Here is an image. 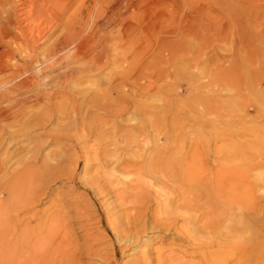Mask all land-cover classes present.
<instances>
[{
	"label": "rangeland",
	"instance_id": "obj_1",
	"mask_svg": "<svg viewBox=\"0 0 264 264\" xmlns=\"http://www.w3.org/2000/svg\"><path fill=\"white\" fill-rule=\"evenodd\" d=\"M263 139L264 0H0V244L50 229L75 264L197 262L188 240L225 230L165 187L172 166L247 168ZM27 170L19 209L1 186ZM250 179L264 205V164Z\"/></svg>",
	"mask_w": 264,
	"mask_h": 264
},
{
	"label": "bare ground",
	"instance_id": "obj_2",
	"mask_svg": "<svg viewBox=\"0 0 264 264\" xmlns=\"http://www.w3.org/2000/svg\"><path fill=\"white\" fill-rule=\"evenodd\" d=\"M259 143L261 144L260 146H261V150H262V151L260 150L261 151L260 155L263 157V159L261 157L260 161H257L255 163H251L252 165L249 164L246 166V164H245V167H247L249 169L243 168L244 164H242V168H243L242 169L240 167L233 166V163L230 164L227 162L228 166H230V169L227 168L226 167L227 164L224 163L225 166H223V167L224 168L226 167L227 171H225V169L220 168L218 170V172L216 171L217 175L212 176V177H208L207 174H205V172H202L200 174L193 173L192 168H189V167L183 165L184 163L181 164V162H183V161H181L180 163L178 162L179 164L177 163L178 167H176L174 165L172 166V168H171L172 170H177V168L180 167V169H178L179 177H177L178 179H173L176 183L171 182V184H172L171 186H169L170 185L169 184L166 186L163 185V187L165 186L168 190L171 189V191L173 189H174V191L176 190V193L178 194L180 199L183 202H185L183 205H186L189 207L190 206L197 207L199 205L198 202H200V204H201V202L203 201L204 202L203 203L204 208L201 209V211L204 210L205 212L203 211V213H201L202 214V228L206 231H210V233L219 234V235H221L220 233H222V230H225L224 233H222L225 236L224 237L225 239L224 240H201V238H200V240H195L193 238L194 239V240L192 239L193 242L191 240H188L189 243L187 245L191 246L192 251H194L193 253H195V254L198 253L197 255H199L198 256L199 261H197V262H192L191 260H190V262H184L181 260V258L180 259L177 258L179 256L177 254H176L177 257L174 256L175 254L174 255H171V254L167 255L166 254V256H160L161 254H157L158 256L154 257L151 253L152 257L150 259L151 262H149L150 264H264V205H261L260 202H262V201H260L258 199V196L256 194V191H255L256 190L255 189L256 183H253V182H255L254 181L255 179H250L251 178V170H255L256 168H258L259 166L264 164V139H263V141L260 140ZM236 150H237V148H236ZM255 150L256 149H254V151H253L254 153H255ZM256 151H257L256 153H258V150H256ZM161 161H162V159H161ZM153 163H155V162H153ZM126 166H124V167H126ZM130 167H132V166H130ZM145 167H146V165H145ZM0 168H2V167H0ZM44 168H46V167H44ZM152 168H153V166H152ZM152 168H148V170L149 169L152 170ZM164 169H165L164 167L162 169H161V167H156V168H154V171L157 173L161 172L160 178L162 177V180H164L163 184L164 183L166 184V182H165V180L167 179L166 177L170 173H167V175H166L167 170L164 171ZM197 169H198V167H197ZM247 170L249 171V173L247 172ZM34 171H35V168H34ZM148 173H149V171H148ZM29 174H30V171L27 170V171L19 174L18 176L13 177V179H10V181L8 183H5V184H3V186H1V188L4 190L6 196H14L15 197L14 199L17 203L16 208H19L22 205L27 206L28 201L32 200V197H33L32 191L33 190H31V192H30L32 194L31 195L28 193L30 189L29 190L26 189V182H27V179L29 177ZM154 174H156V173H154ZM219 174H222V176L219 177ZM231 174H236L237 178H235L232 181H229L228 176ZM32 176L31 177L34 180V184L37 183V180L39 181V179H41L40 178L41 176H39V175L32 174ZM173 177H175V176H173ZM115 178H116V176H115ZM168 178H169V176H168ZM171 178L172 177H170V179ZM156 179H157V177H156ZM106 180L107 179H105L104 181L106 182ZM108 185L111 186V184H109V182H108ZM122 185H124V184L120 183V185H119V186H121V187H119V189L122 190V192L123 191L126 192V190H129V186H127V185L122 186ZM213 185H214V189L212 187ZM131 186H132V184H131ZM210 186H211V188H210ZM114 188H116V186ZM166 188L164 190L165 192L167 190ZM32 189H34V191H35V188H32ZM16 208L13 207L12 209L15 210ZM190 209H191V207H190ZM195 209H197V208H195ZM234 209H236V210H234ZM10 211L11 210H9V212ZM234 211L240 214V218L237 222H234L233 221L234 219L231 220V216L235 213ZM6 212H7L6 208L4 206H0V221H2L1 219L4 218V216L6 215ZM190 212H191V215L194 214V213H192V211H190ZM195 212H197V211L195 210ZM232 212H233V214H232ZM11 213H12V211H11ZM194 215H196V214H194ZM138 217H140V216H138ZM18 218H19V215H18ZM11 220H12V218H11ZM13 222H14V220H13ZM5 224H3V226ZM50 228H51V226H50ZM253 228H256V230L258 229L259 233H257L256 235L252 234L254 236L251 235V237L246 236V234L249 233V231H251ZM4 230H6V229L4 228ZM30 230H31V228H30ZM191 230L192 229L190 228V231ZM32 231H33V229H32ZM35 231L36 230L33 231V234ZM51 231H53V229ZM0 232L2 235L3 231L0 230ZM36 232L37 233H35L33 236L34 238L30 239V237L28 236L29 238L26 237L23 240H19L20 246H18V247H14L12 245L11 247L8 248L7 245H9V244L1 243L0 244V251H1L0 255L2 256V258L0 259V261H1L0 264H75L76 262H79L82 260V257L84 256L83 254H86V252H85L86 250H83L84 252L83 251L79 252V254L82 257L77 260L76 257L74 256V252L71 251L72 248L69 249V247H71V246L68 247L65 240H64L65 242L60 241L59 243L58 242L56 243V241L53 240L54 235L52 236L53 232H50V229H49V233L47 232L48 234H46V235H44L38 231H36ZM180 233H181V231H180ZM187 233H189V232H187ZM190 233L192 234L193 231ZM24 234H26V233H24ZM201 235H203V234H201ZM124 236H126V235H124ZM24 237H25V235H24ZM195 237H198V236L195 235ZM212 237H213L212 235H211V237H210V235L208 236V238H211V239H212ZM205 238H206V235H205ZM202 239H204V238H202ZM10 242H11V240H10ZM72 243H73V241H72ZM17 244H18V242H17ZM95 249H94V252H92V250L89 249V253H87V256L88 255L89 256L90 255L95 256L97 253V251H95ZM15 250H18L20 253L18 255V257L17 256L14 257L16 255L14 252ZM77 250L79 251V249H77ZM77 250H74V251H77ZM96 250H98V249H96ZM90 251L92 252L91 254H90ZM13 252L15 255L13 254ZM98 252H100V251H98ZM11 253L14 256H12ZM195 254H193V255H195Z\"/></svg>",
	"mask_w": 264,
	"mask_h": 264
}]
</instances>
